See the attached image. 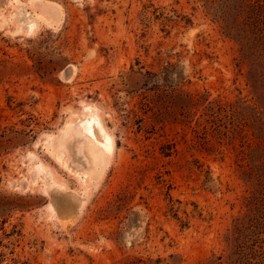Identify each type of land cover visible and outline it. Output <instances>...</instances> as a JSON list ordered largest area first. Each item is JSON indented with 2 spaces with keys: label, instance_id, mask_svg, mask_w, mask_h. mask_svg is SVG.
<instances>
[{
  "label": "rangeland",
  "instance_id": "obj_1",
  "mask_svg": "<svg viewBox=\"0 0 264 264\" xmlns=\"http://www.w3.org/2000/svg\"><path fill=\"white\" fill-rule=\"evenodd\" d=\"M247 24L246 0H0V264H264Z\"/></svg>",
  "mask_w": 264,
  "mask_h": 264
},
{
  "label": "trees",
  "instance_id": "obj_2",
  "mask_svg": "<svg viewBox=\"0 0 264 264\" xmlns=\"http://www.w3.org/2000/svg\"><path fill=\"white\" fill-rule=\"evenodd\" d=\"M247 21L254 36L253 46L259 51L264 64V0H246Z\"/></svg>",
  "mask_w": 264,
  "mask_h": 264
},
{
  "label": "bare ground",
  "instance_id": "obj_3",
  "mask_svg": "<svg viewBox=\"0 0 264 264\" xmlns=\"http://www.w3.org/2000/svg\"><path fill=\"white\" fill-rule=\"evenodd\" d=\"M109 144H110V141H109Z\"/></svg>",
  "mask_w": 264,
  "mask_h": 264
}]
</instances>
